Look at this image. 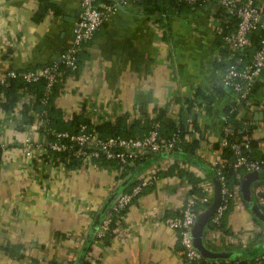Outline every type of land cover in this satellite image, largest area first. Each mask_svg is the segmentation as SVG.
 Returning a JSON list of instances; mask_svg holds the SVG:
<instances>
[{"label": "crops", "instance_id": "crops-1", "mask_svg": "<svg viewBox=\"0 0 264 264\" xmlns=\"http://www.w3.org/2000/svg\"><path fill=\"white\" fill-rule=\"evenodd\" d=\"M49 1L52 7L41 12V0H0V74L58 62L70 45L80 0ZM220 8V0H205L159 14L146 11L142 0L122 3L82 45L77 72L64 73L54 99L67 118L82 114L91 125L127 128L135 122V135L146 132L155 111L166 124L191 101L196 125L184 139L196 141L194 153L145 151L125 174L94 159L66 167L54 159L28 157L20 148L27 135L42 137L37 117L25 123L18 112L28 94L10 110L0 107V140L7 144L0 151V264H192L182 258L178 234L164 219L184 204L191 186L186 174L197 178V187L207 188L210 197L197 204L198 212L205 209L214 189V161L226 159L222 127L232 97L218 65ZM237 106L238 116L253 125L254 155H264V68L250 97ZM151 172L155 179L104 238L98 237L116 197ZM259 178L250 190L264 210V171ZM221 220L208 222L202 242L228 255L211 258L250 259L264 251V227L243 199L240 184Z\"/></svg>", "mask_w": 264, "mask_h": 264}, {"label": "built area", "instance_id": "built-area-1", "mask_svg": "<svg viewBox=\"0 0 264 264\" xmlns=\"http://www.w3.org/2000/svg\"><path fill=\"white\" fill-rule=\"evenodd\" d=\"M128 1L137 0H80V16L75 22L73 40L61 52L59 61L33 68L9 69L4 74H0V83L6 84L10 78L15 77H19L28 83L44 79V94L41 97V102L47 103L54 85L59 82L62 71L65 68L69 70L76 69L78 52L82 45L93 38L104 20L117 6ZM263 2L262 0H220V4L226 12L237 17L236 27L223 35V44L229 52L227 59L233 61L222 69V80L225 86L234 93L231 95L232 104L245 103L255 78L264 68V37L261 38L258 48L250 54V57H245L246 49L251 43L250 33L258 24L264 25V21L260 22L261 16L264 20ZM233 108H235L234 105ZM46 114V109H43L38 118V125L42 127L41 140L37 141L27 135L19 146L22 148L24 155L28 157L43 160L46 158L48 160L55 159L60 165H64V161L58 157L53 158L52 152H66L67 158L74 156L82 162L93 159L99 161L101 157H104L107 160L115 161L117 168L123 171L140 159L145 151L168 152L180 150L184 140L180 130H175L169 135H163L160 131V121L154 119V114L144 134L126 137L120 135L103 137L94 128H89L86 123L80 124L79 128L73 132L56 130L47 125ZM226 117L225 115L223 121L221 145L229 146L233 152L230 165L233 168H244L246 171H260L264 159L251 155L250 136L247 133H244L239 140H228L227 134L232 132V128L231 124L226 121ZM187 122L190 129L192 127L190 117L187 118ZM6 146V142L0 140V148L3 149ZM225 162L222 158L214 161V173L221 182L222 191L221 202L210 217V220L216 224L219 223L233 197V190L229 189L224 181L222 167ZM155 176L153 172L147 174L116 197L98 226V237H101L110 228L111 222L116 220L115 215H120L133 198L155 179ZM200 189L201 193L190 192L186 196L178 213L166 216L164 219L165 223L178 234L182 246L180 250L182 258L192 264H199L200 259L205 257L195 246L192 236V228L198 213L197 204L206 201L210 197L206 187ZM263 258L264 251L254 256L257 262ZM41 264L50 263L41 262Z\"/></svg>", "mask_w": 264, "mask_h": 264}, {"label": "trees", "instance_id": "trees-1", "mask_svg": "<svg viewBox=\"0 0 264 264\" xmlns=\"http://www.w3.org/2000/svg\"><path fill=\"white\" fill-rule=\"evenodd\" d=\"M139 1V0H138ZM143 4L145 6L146 11L148 12H157L159 14L161 13H178L183 7L189 9L192 5H202L205 0H195V1H188V0H142ZM264 1V0H262ZM52 5L49 0H41L40 4V11L44 12L45 10L51 8ZM262 9L264 10V2L262 4ZM220 12H222L223 21L220 32L217 33V40L218 43H220V51L222 54V59L220 62H218V65L223 69L226 65H228L231 61L230 59H227L228 55V49L223 44V35L231 30H233L236 27L237 23V17L235 15L229 14L226 12L224 7L221 6ZM264 37V25L258 24V26L252 30L250 33V45L246 49L245 57L249 58L250 54L256 50L260 44L261 38ZM80 52V50H79ZM78 52V54H79ZM226 57V58H225ZM79 66V60H77V67L74 70H69L65 68V70L62 71L61 75L59 76V82L56 83L53 87V90L51 94L49 95L47 103L41 102V97L44 94V85L45 81L44 79H39L36 82H25L19 77L10 78L6 84L0 83V107H2L5 110H10L13 108L12 106L16 102V100L21 96L28 94L30 95L26 101L23 102L22 108L18 111L21 113L20 117H22L23 121L25 123H32L35 118L37 117V121L39 118V114L43 109H46V116H47V125L51 128H54L56 130H68V131H76L80 124L86 123L89 128H94L101 136L106 137L110 135H120V136H133L135 135L133 128L136 126L137 123L132 122L128 128L125 124L122 126H112L110 123H101L98 125H91L88 122V119L82 114H75L73 113L69 118L62 115V112L60 108H58L55 103V95L58 92V87L61 84V79L64 73L66 72H74L76 73ZM255 81V80H254ZM228 88V87H227ZM254 89V82L250 88L248 97H250V94L252 93ZM227 92L229 95H233L234 93L231 92V90L228 88ZM2 97V98H1ZM193 102L188 101L185 105V107L180 108L179 116L176 120L167 122L166 124L162 123V113L159 111H155L154 119H158L160 121V131L163 135H169L175 130H180L182 136L186 135V132L188 129V122L187 118L190 117L192 121V128L194 125H196V118L195 115L191 112ZM235 106V108L232 109V106ZM238 106L236 104L230 103L225 109V115L226 121H228L231 124L232 132L227 134L228 140H239L244 133H247L250 136L249 139V145L251 149V155L256 158H263L262 156H255L253 153V144L254 139L252 138V132H253V125L249 121H245L244 118L238 116ZM152 116L148 118L146 121V131L150 125V122L152 120ZM20 119V118H19ZM39 127H41L39 125ZM165 128V129H164ZM167 128V129H166ZM127 129V130H126ZM42 130V127H41ZM144 134V133H143ZM142 135V134H140ZM197 147L196 141L188 142L185 139L183 140L181 144L180 151H187L194 153L195 148ZM224 148V159L226 162L224 166L222 167V172L224 174V181L227 187L231 190H233L235 185H239L241 183V180L243 176L246 174V170L244 168H233L230 165V161L233 158V152L230 149L229 146H223ZM1 151V148H0ZM51 155L53 158L58 157L59 159H62L64 161V164L66 167H72V166H79L82 161L74 156H69L67 158L66 152H52ZM144 157L143 156L136 160L133 165L128 166L125 170L121 171L122 174H125L129 172L130 169H132L137 163H139ZM96 160V159H94ZM55 161V159H54ZM56 162V161H55ZM99 163L101 164H108L111 166H116L115 161L113 160H107L104 157H101L99 160ZM261 172L264 171V164L262 166ZM189 177L191 186L188 194L190 192H197L201 193V190L199 187L195 185L197 178L191 177L189 174H186ZM128 190V189H127ZM264 197V194H263ZM264 208V206H263ZM126 209V208H125ZM125 209L121 212V214L115 215V218L117 219L122 215V213L125 211ZM222 219V217H221ZM220 219V222L222 221ZM114 222H111L110 228L105 231V233L101 236V238H104V236L110 231V229L114 226ZM211 225H215L216 223L210 222ZM218 225V223H217ZM264 261V258L261 259L259 262ZM254 256L250 259H242V258H219V259H213L209 257H202L199 261V264H255ZM52 264V263H50ZM81 264H87V263H81Z\"/></svg>", "mask_w": 264, "mask_h": 264}, {"label": "water", "instance_id": "water-1", "mask_svg": "<svg viewBox=\"0 0 264 264\" xmlns=\"http://www.w3.org/2000/svg\"><path fill=\"white\" fill-rule=\"evenodd\" d=\"M78 20V19H77ZM263 16L260 17V22H263ZM149 152V151H148ZM150 153V152H149ZM214 183V189L212 194V199L208 206L199 211L197 213L193 228H192V236L195 246L198 250L202 253L205 257H217V256H226L228 255L226 252H215L211 251L206 248L202 242V237L204 233V229L208 222L210 221V217L218 207L221 202L222 191H221V182L216 177H212ZM256 180H262L259 178V171L258 170H251L247 172L241 180L240 183V190L243 196V199L249 203V209L251 212L260 220L264 227V210L259 205L258 202L253 200V195L250 190V185L252 182Z\"/></svg>", "mask_w": 264, "mask_h": 264}]
</instances>
